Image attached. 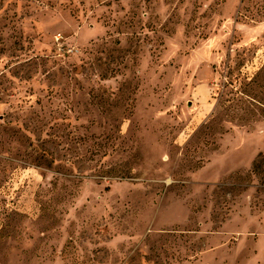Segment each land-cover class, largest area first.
Here are the masks:
<instances>
[{
  "label": "rangeland",
  "instance_id": "374dc122",
  "mask_svg": "<svg viewBox=\"0 0 264 264\" xmlns=\"http://www.w3.org/2000/svg\"><path fill=\"white\" fill-rule=\"evenodd\" d=\"M259 242L264 0H0V264Z\"/></svg>",
  "mask_w": 264,
  "mask_h": 264
},
{
  "label": "crops",
  "instance_id": "0c3cea01",
  "mask_svg": "<svg viewBox=\"0 0 264 264\" xmlns=\"http://www.w3.org/2000/svg\"><path fill=\"white\" fill-rule=\"evenodd\" d=\"M262 242L254 244V247H246L248 249L245 255L239 254L241 250L238 245L233 246L226 264H264V243Z\"/></svg>",
  "mask_w": 264,
  "mask_h": 264
}]
</instances>
